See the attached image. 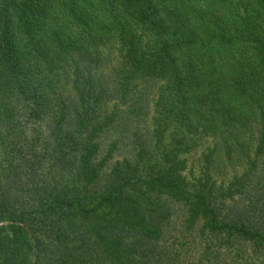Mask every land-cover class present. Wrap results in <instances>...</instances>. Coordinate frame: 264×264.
I'll use <instances>...</instances> for the list:
<instances>
[{
    "label": "trees",
    "instance_id": "16d2710c",
    "mask_svg": "<svg viewBox=\"0 0 264 264\" xmlns=\"http://www.w3.org/2000/svg\"><path fill=\"white\" fill-rule=\"evenodd\" d=\"M0 264H264V0H0Z\"/></svg>",
    "mask_w": 264,
    "mask_h": 264
},
{
    "label": "rangeland",
    "instance_id": "374dc122",
    "mask_svg": "<svg viewBox=\"0 0 264 264\" xmlns=\"http://www.w3.org/2000/svg\"><path fill=\"white\" fill-rule=\"evenodd\" d=\"M201 164H202L201 153L200 150H198L189 156V165L186 174L190 176V171H191L194 175L198 176L200 172Z\"/></svg>",
    "mask_w": 264,
    "mask_h": 264
}]
</instances>
